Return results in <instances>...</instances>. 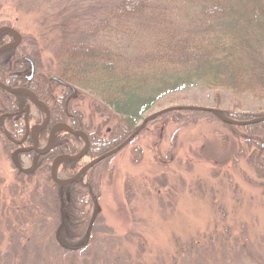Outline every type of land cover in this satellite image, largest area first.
Returning a JSON list of instances; mask_svg holds the SVG:
<instances>
[{
    "label": "rangeland",
    "instance_id": "rangeland-1",
    "mask_svg": "<svg viewBox=\"0 0 264 264\" xmlns=\"http://www.w3.org/2000/svg\"><path fill=\"white\" fill-rule=\"evenodd\" d=\"M63 1L26 2L31 5V10H26L21 6L17 9L19 0H0V26L12 28V33L4 39L16 43L14 49L18 54L10 58L11 53L5 51L0 57V67L9 75L18 63L16 69L28 75L30 66L27 61L23 62V57L33 59L30 50L37 51L39 57L35 60L41 66H35L32 84L36 81L42 91L48 89L47 93L55 96L69 90L66 117L68 121L81 122L77 128L68 122H57L52 136H66L64 140L75 143L79 153L85 146L87 132L103 119L96 112V102L101 100L96 93L78 85L72 86L76 91L71 93L70 88L54 83L49 77L56 70V56L64 38L59 23L67 21L65 12L71 17L75 15L81 23L88 20L86 13L96 12V3L104 0H82L81 3L77 0L68 5ZM84 1H88V9L81 7ZM172 3L177 22L186 24L201 18L197 0H173ZM46 10L52 19L42 17ZM54 12L61 14L56 16ZM20 61L23 63L19 66ZM39 79L48 84H42ZM16 80L19 82L7 83L0 79L27 95L30 89L22 86L21 82L26 83L22 73ZM0 88L1 93L11 92L1 85ZM30 94L34 101L42 99L34 90ZM30 98L27 101L33 118L28 126L34 135L36 124L32 123L37 118L41 123L46 121L47 105L36 106ZM179 104L208 106L236 117L264 115V99L193 83L160 96L143 111L136 125L158 109ZM106 116L109 119L102 125L103 130L111 126L116 114L111 111ZM187 117L186 121L177 122L166 112L149 120L127 144L86 169L83 182L90 180L92 195H85L84 208L92 221L90 230L95 237L69 254L53 240L57 238L59 216L57 223L56 218L54 221L50 217L43 174L28 172L32 159L23 152L13 153L12 160L6 150L9 142L0 131V249L14 252L13 264H264V183L245 181L241 175L243 170L255 174L245 161L250 149L240 150L229 134V139L224 141L222 134L228 130L215 116L187 110ZM10 121L3 117L1 126L8 129ZM64 126L82 130L85 135L79 133L75 139L62 134ZM15 128L20 131L17 124ZM30 137L33 138L31 134ZM46 144L47 137L42 138L37 148L43 149ZM90 159L85 152L77 167ZM69 170L60 166L55 175L67 180L71 177ZM261 179L264 181V175ZM14 226L16 231L11 230ZM16 234L21 237L20 244L9 239ZM242 238L249 239L247 245L243 244L244 249L240 246L235 249L229 244ZM189 239L197 243L194 246L184 243L174 253L175 240ZM241 250V255L236 256Z\"/></svg>",
    "mask_w": 264,
    "mask_h": 264
},
{
    "label": "trees",
    "instance_id": "trees-1",
    "mask_svg": "<svg viewBox=\"0 0 264 264\" xmlns=\"http://www.w3.org/2000/svg\"><path fill=\"white\" fill-rule=\"evenodd\" d=\"M32 1L36 0H19L16 7L31 10ZM37 1L41 3V0ZM78 1L81 3L82 0ZM172 1H98L96 12L91 13L89 10L86 13L88 20L81 23L75 15L71 17V14L65 12L67 21L59 23L62 29L60 33H63L60 35L64 38L57 52L56 70L52 72L54 75H51L49 80L70 88L74 85L88 88L101 100V103L96 102V112L100 113L103 119L97 121L94 129L87 132L86 155L95 157L118 145L138 126L136 123L143 111L155 104L160 96L186 85L202 83L208 87L226 88L233 93H249L257 99H264V0H197L201 18L186 24L183 21L177 22ZM26 2L30 4H25ZM63 2L68 5L74 4L77 0ZM84 3L81 7L87 8L88 1ZM66 5L64 9L67 8ZM54 13L56 16L61 14ZM42 17L52 19L51 13L47 10L43 12ZM38 20L42 21L40 17ZM10 33L12 29L0 28V41H5L4 36ZM4 50L14 51L10 58L18 56L13 47ZM4 50L0 52V57ZM30 52L31 57H34L32 59L35 61L34 65L41 66V63L35 60L39 57L37 51L31 49ZM23 62L20 61L19 66ZM15 66L11 70H15ZM0 74V79L5 82L16 79L12 74L5 75L1 67ZM39 80L43 84H48L46 80ZM21 84L31 91L34 90L47 104L49 109L47 125L68 122L71 127L81 126L80 121L77 124L76 119L68 121V115L66 117L69 90L55 96L47 93L48 89L42 91L37 82ZM68 87L66 88L69 89ZM27 97L21 91L0 92V112L13 110L18 99L23 103ZM111 111L116 114L115 121L103 130L102 125L109 119L106 115ZM192 111L197 115L207 113L215 116L207 110ZM167 113L171 115L173 121L188 119L187 110L184 109H174ZM222 114L236 120L255 117L254 115L236 117L231 112L223 111ZM36 120L40 121L39 118ZM221 123L228 130L222 134L224 141L229 139V134L240 145V150L242 148L243 151L244 147L250 149L249 154H245V161L255 174L243 170L241 175L245 181L264 183L261 179L264 175V120L242 124L221 120ZM9 124L11 127H8V132L11 130L12 135L20 137L23 129L16 131L13 120ZM1 125L0 131L3 133ZM20 126L25 127L23 123ZM48 130L49 127H43L40 137L46 138ZM61 132L75 139L79 136L65 127ZM64 137L66 136L53 135L52 145L46 153L36 152L32 148L30 151L21 152H25L32 159L28 172L44 176L50 217L54 221L56 218L57 223L59 216V225L55 232L57 240H53L60 249L69 254L79 246L92 242L95 236L90 230L92 221L88 219L87 209L84 208L87 203L85 195L87 193L92 195L90 180L83 182L86 170L74 181L64 184L54 181L50 174L51 162L56 155L74 154L78 149L75 143L67 142ZM7 141L9 143L5 148L14 160L12 150L14 144L8 139ZM80 158H59L55 164V172L62 166L65 170L70 169L69 176H72L81 167L80 165L77 167ZM13 164L15 165L14 162ZM31 212L33 213L34 209ZM11 230L16 231L15 226ZM12 238L20 244V236L16 234L9 239ZM248 240L234 239L229 244L232 248L240 249V246L244 249L243 244L247 245ZM184 243L194 246L197 241L175 240L174 253L179 252ZM13 253L8 249H0V264H13ZM241 253L242 250L235 255L239 256Z\"/></svg>",
    "mask_w": 264,
    "mask_h": 264
},
{
    "label": "flooded vegetation",
    "instance_id": "flooded-vegetation-1",
    "mask_svg": "<svg viewBox=\"0 0 264 264\" xmlns=\"http://www.w3.org/2000/svg\"><path fill=\"white\" fill-rule=\"evenodd\" d=\"M13 42L14 41H11L10 39L9 40H5V41H0V52H2L6 48H12V47L14 48L16 46V43L15 42L13 43ZM13 52H14L13 50H12V52L10 51L11 55L13 54ZM23 59L29 63L30 73L28 75H26L25 71L23 72L22 70L15 69V70L11 71V74L13 75V78H18V77L21 76V73H22L23 77L26 79L25 82L26 83H31L34 80L35 65H34L33 60L30 59L28 56L27 57L26 56L23 57ZM15 81H16V83L19 82L16 79L14 81H12V82L15 83ZM41 83L43 84L42 81H41ZM22 86L24 87L25 85H22ZM65 86H67V85H65ZM68 88H70V87H68ZM70 89H71V93H74L76 91V90H73L72 88H70ZM30 93H31V90H29V92H27V96L28 97L26 98V102L24 101L23 103H21L20 100L18 99L16 108H14L11 111L0 112V124H2L3 117H7V118L11 119V121L13 120V124H17L20 129H23V132H21V136L20 137H15L14 135H12L13 132H11V130H9V132H8L7 127H3L2 128L4 137L7 138L8 140H10V142H12L14 144V146L12 148L13 153H16L18 151L19 152H21V151H30L31 148L34 149L36 152H39L37 150V149H39V148H37V142H38V140L42 139L40 137V132H41L42 128L46 127V126L49 127V130H48V133H49V131H50L52 125H53V124L50 125V126L47 125L48 120H49V109H48V106L47 107L45 106L46 109H47L48 119L46 120V118H47V116H46V118H45L46 121L44 122V124L42 126H38V123H40V121H37L35 119L34 120L35 123L33 122L32 124H36V126L34 127L36 129H35V134L34 135L32 134V130L28 126L29 122L33 118V116L30 114V111H29L30 110V102L27 101L28 98H30V96H32V94H30ZM32 100L33 99H31V101ZM33 102H34V104L36 106L38 105V103H40L39 105H45L46 104L42 99H39V98H35V101L33 100ZM22 121H23V124L25 125L24 128H21V126H20ZM32 129H33V127H32ZM30 134H31V136H33L32 139L30 137ZM87 139H88V137H87ZM30 142H31V145H29ZM45 148H46V145H45V147L43 149H45ZM49 150H50V148L46 149L44 151V153H46ZM23 153L25 154V152H23Z\"/></svg>",
    "mask_w": 264,
    "mask_h": 264
},
{
    "label": "water",
    "instance_id": "water-1",
    "mask_svg": "<svg viewBox=\"0 0 264 264\" xmlns=\"http://www.w3.org/2000/svg\"><path fill=\"white\" fill-rule=\"evenodd\" d=\"M0 85L4 88H6L7 90L11 91V92H14L16 91L17 89L19 88H13V87H9L7 85H5L3 82L0 81ZM25 89V88H24ZM174 109H184V110H207V111H210L211 113H213L218 119L224 121V122H228V123H235V124H242V123H251V122H256V121H262L264 120V115H261V116H255V117H252V118H249V119H246V120H235V119H232V118H229L227 116H224L222 113H220L218 110H216L215 108H212V107H208V106H202V105H193V104H179V105H170V106H166V107H163L161 109H158L156 111H154L153 113L145 116L142 118L140 124L130 133L127 135V137L121 141L118 145H116L115 147L109 149L108 151H105L95 157H93L92 159H90L88 162H86L85 164H83L79 169L78 171L73 175L71 176L69 179L67 180H60L56 177L55 175V163L57 161L58 158H61V157H71V158H78L82 155L85 154L87 148H88V139L87 137L85 136V146L83 148V150H81L79 153H76V154H59L57 155L53 161H52V165H51V169H50V173H51V177L54 181L60 183V184H64V183H70L72 181H74L75 179L78 178V176H80V174H82L87 168H89L91 165H93L95 162L115 153L116 151H118L121 147H123L125 144H127L137 133H139L141 131V129L145 126V124L165 113V112H168L170 110H174ZM47 118H48V115H47ZM46 118V120H47ZM45 122V121H44ZM44 122L40 123L39 126H42L44 124ZM58 124V123H57ZM56 127V125L54 124L50 131H49V134H48V139H47V144H46V148L45 149H37L40 153H43L46 149H49L51 147V140H52V132L54 130V128ZM66 129L70 130L71 132L73 133H83L82 131L80 130H71L70 128H68L66 126ZM83 135H85L83 133Z\"/></svg>",
    "mask_w": 264,
    "mask_h": 264
}]
</instances>
